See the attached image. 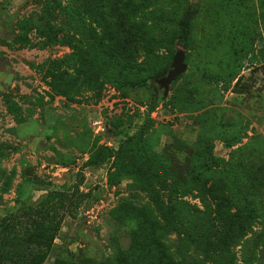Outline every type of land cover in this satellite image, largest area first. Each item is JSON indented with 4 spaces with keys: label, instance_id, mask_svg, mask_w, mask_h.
I'll return each instance as SVG.
<instances>
[{
    "label": "rangeland",
    "instance_id": "374dc122",
    "mask_svg": "<svg viewBox=\"0 0 264 264\" xmlns=\"http://www.w3.org/2000/svg\"><path fill=\"white\" fill-rule=\"evenodd\" d=\"M216 232L264 264V0H0L4 251L212 264Z\"/></svg>",
    "mask_w": 264,
    "mask_h": 264
},
{
    "label": "trees",
    "instance_id": "16d2710c",
    "mask_svg": "<svg viewBox=\"0 0 264 264\" xmlns=\"http://www.w3.org/2000/svg\"><path fill=\"white\" fill-rule=\"evenodd\" d=\"M220 202L217 203V206H220ZM168 209H164V213L167 214ZM221 216L213 217L209 220V224L212 227H216L218 224H221L220 220ZM12 231V230H10ZM211 236H213V243L209 247V250L205 251L204 254H207V258L212 264H235L234 262V254L230 250V248L227 245V241L230 239L235 238H241V236H237L234 234H226L225 232L222 233V235L218 234V232L211 233ZM10 240V239H9ZM15 239H11V243H14ZM13 244L11 249L9 251H4V248L2 245H0V264H36V257L35 254L31 252V250H28L26 248V245L23 248H17L16 245ZM218 244V245H216ZM213 245V246H212ZM43 253V251L41 252ZM243 257L249 256L252 258H255L254 253L245 254L242 253ZM68 264V263H64ZM72 264V263H69ZM117 264V263H116ZM120 264V263H118ZM162 264H175L174 261H163Z\"/></svg>",
    "mask_w": 264,
    "mask_h": 264
},
{
    "label": "water",
    "instance_id": "95a60500",
    "mask_svg": "<svg viewBox=\"0 0 264 264\" xmlns=\"http://www.w3.org/2000/svg\"><path fill=\"white\" fill-rule=\"evenodd\" d=\"M186 69L187 65L185 64V54L179 49L173 57L171 69L169 70L167 76L156 80V83L159 84L165 92H167L170 83L182 75Z\"/></svg>",
    "mask_w": 264,
    "mask_h": 264
}]
</instances>
